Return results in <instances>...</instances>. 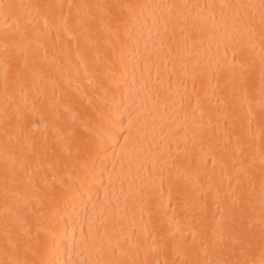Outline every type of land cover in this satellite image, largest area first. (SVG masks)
<instances>
[{
  "label": "bare ground",
  "instance_id": "obj_1",
  "mask_svg": "<svg viewBox=\"0 0 264 264\" xmlns=\"http://www.w3.org/2000/svg\"><path fill=\"white\" fill-rule=\"evenodd\" d=\"M262 2L0 0V261L38 258L5 230L39 216L60 264H259ZM115 3L118 32L87 21Z\"/></svg>",
  "mask_w": 264,
  "mask_h": 264
},
{
  "label": "snow or ice",
  "instance_id": "obj_2",
  "mask_svg": "<svg viewBox=\"0 0 264 264\" xmlns=\"http://www.w3.org/2000/svg\"><path fill=\"white\" fill-rule=\"evenodd\" d=\"M71 7V6H70ZM86 9H89L88 13L86 14V19L90 24H94L97 21V16L91 11V9H98L100 11V16H99V23L105 26L106 29H110L112 32H118L122 27H124L125 22L122 18L121 15V10L124 8H129L131 7L130 5H121L118 3L115 4H97V5H84L83 6ZM261 8H264V2L261 4ZM47 24V21H45ZM245 70V66L241 65V82L243 83V72ZM260 95L261 97H264V69L261 71V79H260ZM244 96L245 98L249 97V89L245 88L244 89ZM261 111L264 112V100L261 101L260 104ZM241 110L243 111V104L241 105ZM251 112V108H249V113ZM81 126L85 128L86 131L90 132L92 136H97L98 133L96 130L92 127L89 126V122L87 120H81L80 121ZM249 124H251V120H249ZM102 135V134H100ZM72 137L73 133L70 132L68 134V138L65 140V146L66 148L69 149L68 155H71L70 148L72 144ZM95 147V143L93 140L89 139L83 144V150L84 151H89ZM215 164V161H213ZM262 164H264V159L261 161ZM222 168H224L225 172L227 171L228 168V163L225 161H222L221 164ZM20 168L25 171V173L31 177L32 173L28 172L27 170V165L26 163L22 162L20 165ZM262 174H264V170H262ZM13 177H15V173L12 174ZM190 179V177H188ZM11 183H15V179L11 181ZM29 183H31L35 187V181L34 180H29ZM9 184L10 182L6 180L5 182V197L9 195ZM50 190H55L54 185H47ZM39 191L38 189H36ZM171 192V189H170ZM171 198V196H170ZM219 210V209H218ZM261 232L264 234V209H262L261 212ZM251 227V225H249ZM40 232H41V221L39 219V216L36 217V235L33 236L31 234V230L29 229L26 233L25 236L27 237L26 240H21L19 238L13 239V234L11 230H9L6 226L5 230V237H6V243L11 245L14 249V251H19L20 247L23 246L25 251H31L32 254L36 257L37 259H24V260H19V259H7L4 261H0V264H60L58 260L51 259L48 256V249L51 247V242H46L42 241L40 238ZM91 232V228H90ZM153 245L151 248V251L153 252H164L166 251L167 248V241L163 240L160 245H157L155 242V237L153 236ZM262 239H264V235H262ZM243 240H234L233 243H242ZM243 251V249H241ZM7 255V252H6ZM66 264V262H65ZM146 264V262H145ZM156 264H160V261L157 260ZM164 264H168L167 261L164 262ZM183 264H188L187 261H184ZM195 264H200V262H195ZM215 264H256L255 261H248V260H240V259H221L215 262ZM259 264H264V259L259 261Z\"/></svg>",
  "mask_w": 264,
  "mask_h": 264
}]
</instances>
